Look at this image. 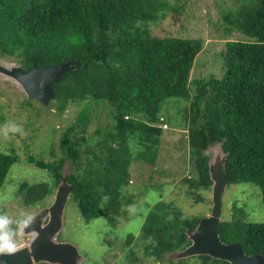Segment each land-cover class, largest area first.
I'll list each match as a JSON object with an SVG mask.
<instances>
[{
    "label": "trees",
    "instance_id": "obj_1",
    "mask_svg": "<svg viewBox=\"0 0 264 264\" xmlns=\"http://www.w3.org/2000/svg\"><path fill=\"white\" fill-rule=\"evenodd\" d=\"M173 10L169 0H0V57L27 71L35 64L81 62L54 84L52 105L63 113L73 103L94 101L109 107L114 119L104 139L87 147L90 118L84 110L63 132L62 155L48 161L30 156L28 161L48 170L52 181H23L18 194L25 206L42 204L68 176L71 200L83 218L106 217L116 226L126 217L124 205L133 202L126 193L133 161L154 163L157 157L163 133L157 123L165 121L162 105L167 99L190 107L182 120L189 129L197 176L185 178L188 195L212 204L202 191H212L207 150L219 142L229 153V185L255 184L264 201V0H246L226 16L230 30L249 39L227 42L221 78L211 75L194 82L191 72L203 39L161 36L150 27ZM15 151L0 150V190L20 160ZM202 218L185 216L164 199L151 207L139 238L147 254L161 260L192 243L187 230H195ZM219 232L224 242H239L248 254H264V222L235 214L221 221ZM181 259L175 261L231 264L209 255Z\"/></svg>",
    "mask_w": 264,
    "mask_h": 264
},
{
    "label": "rangeland",
    "instance_id": "obj_2",
    "mask_svg": "<svg viewBox=\"0 0 264 264\" xmlns=\"http://www.w3.org/2000/svg\"><path fill=\"white\" fill-rule=\"evenodd\" d=\"M169 2L175 10L167 12L165 17L151 23L150 27L161 36L203 39L204 48L195 60L191 81L211 75L221 78L225 71L224 53L227 42L249 39L234 28L230 30L231 25L226 20V16L236 12L246 0ZM0 62L7 65L19 64L1 57ZM28 98L19 83L0 73V150L10 153L14 149L20 158L11 168L4 188L0 190V213H7L13 218H19L21 213H27L33 218L55 200L58 186L53 188L42 204L30 207L23 204L18 194L23 181H52L48 170L28 161L30 156L48 161L62 155L60 145L63 132L84 110L90 118L86 131L87 147L96 146L97 142L104 139L103 132L113 128L111 109L104 104L94 101L76 102L61 113L52 102L44 107L41 102L27 101ZM178 102L180 101L167 99L162 105L165 121L161 118L157 123L163 133L154 163L140 159L133 161L130 167L131 185L126 192L134 197L133 202L130 207L124 205L127 210L126 217L119 220L116 226H112L106 217L85 220L70 196L65 208L64 225L57 239L60 242H72L78 247L80 254L85 258L81 264H179L175 261L176 253L161 260L147 254L146 243L139 238L151 207L165 199L173 201L185 216L199 215L204 218L210 215L212 204L208 201L197 202L196 196L188 195L189 184L185 182V178L190 175L197 176L195 164L190 157L189 129L182 120L185 111L189 112L190 107L189 103ZM184 107L187 110H184ZM7 122L20 125L23 133L5 136L4 125ZM207 151L210 157L214 153L210 148ZM159 185L164 187L157 188ZM202 193L212 199V191ZM222 207V220H230L237 214L244 215L250 221L264 222V201L260 188L255 184L228 185ZM241 209L243 211L240 212ZM131 235L135 237L127 245L125 242ZM32 239V234L21 232L16 249L29 245ZM132 247L134 252L131 255ZM184 259L187 258L181 260ZM185 264L198 262L188 259Z\"/></svg>",
    "mask_w": 264,
    "mask_h": 264
},
{
    "label": "water",
    "instance_id": "obj_3",
    "mask_svg": "<svg viewBox=\"0 0 264 264\" xmlns=\"http://www.w3.org/2000/svg\"><path fill=\"white\" fill-rule=\"evenodd\" d=\"M82 65L79 61L68 60L56 65L39 66L27 71L19 64L7 65L0 62V73L12 78L21 85L28 97L48 106L54 99V84L60 82L67 72H73ZM214 153L210 157L209 170L212 185V209L209 216L201 219L195 230H187L192 243L177 252V258L209 255L231 264H264V254H248L239 242H224L220 237L219 226L223 217L222 200L229 185L226 163L229 153L222 143L212 144ZM73 185L68 176L59 183L54 202L42 208L32 218L31 227L25 234H32L29 245L11 252H0V264H81L84 257L78 247L68 241H58L57 236L64 225V213L70 199Z\"/></svg>",
    "mask_w": 264,
    "mask_h": 264
},
{
    "label": "clouds",
    "instance_id": "obj_4",
    "mask_svg": "<svg viewBox=\"0 0 264 264\" xmlns=\"http://www.w3.org/2000/svg\"><path fill=\"white\" fill-rule=\"evenodd\" d=\"M23 133V129L15 122H7L4 125V135ZM32 217L27 213H21L19 218H13L7 213H0V252H11L16 249L18 236L29 229Z\"/></svg>",
    "mask_w": 264,
    "mask_h": 264
}]
</instances>
